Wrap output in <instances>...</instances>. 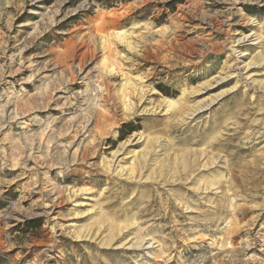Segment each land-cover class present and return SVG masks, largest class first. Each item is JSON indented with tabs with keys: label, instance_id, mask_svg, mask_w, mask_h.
Returning <instances> with one entry per match:
<instances>
[{
	"label": "rangeland",
	"instance_id": "obj_1",
	"mask_svg": "<svg viewBox=\"0 0 264 264\" xmlns=\"http://www.w3.org/2000/svg\"><path fill=\"white\" fill-rule=\"evenodd\" d=\"M0 264H264V0H0Z\"/></svg>",
	"mask_w": 264,
	"mask_h": 264
},
{
	"label": "bare ground",
	"instance_id": "obj_2",
	"mask_svg": "<svg viewBox=\"0 0 264 264\" xmlns=\"http://www.w3.org/2000/svg\"><path fill=\"white\" fill-rule=\"evenodd\" d=\"M247 38V37H246ZM246 38H244V39H246ZM190 53V52H189ZM247 54H244L243 56H246ZM135 94V93H134ZM191 94H193V93H191ZM169 103H170V107H174L175 106V102L174 101H172V100H169Z\"/></svg>",
	"mask_w": 264,
	"mask_h": 264
}]
</instances>
